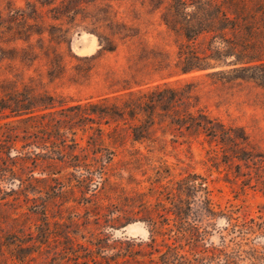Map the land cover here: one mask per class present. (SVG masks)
I'll list each match as a JSON object with an SVG mask.
<instances>
[{"label": "trees", "instance_id": "trees-1", "mask_svg": "<svg viewBox=\"0 0 264 264\" xmlns=\"http://www.w3.org/2000/svg\"><path fill=\"white\" fill-rule=\"evenodd\" d=\"M37 1L62 23L50 25L47 46L28 43L6 49L5 57L24 64L44 58L51 83L68 72L69 54L61 45L67 43L71 53V24L88 0ZM151 1L162 8L161 21L180 39L174 61L166 56L138 62L131 55L126 75L107 70V92L96 99L74 100L63 92L38 90V78L32 75L14 72L0 80V264H29L35 254L62 240L75 245L65 250L70 264H147L144 256L158 250L154 245L147 244L153 250L148 251L140 242L114 237L110 230L142 221L153 243L166 235L162 240L172 238L168 247L177 254L179 240L190 243L208 234L197 223L202 221L200 212L208 219L218 215L229 222L255 221L240 219L232 209L216 211L207 177L196 171L176 176L164 156L169 142L187 143L190 149L202 136L200 142L211 146L213 164H224L234 179H241V192L253 188L264 194V147L243 125L227 123L200 105L197 80L177 85L168 80L204 70L222 84L252 83L260 89L264 109V0ZM105 5H98L95 31L100 53L115 50L117 37L137 35L135 27L117 18L111 3ZM8 17L6 32L19 38L28 40L33 32H42L34 29L39 24L34 9L26 17L34 22L28 21L25 32L13 28V13ZM94 58L86 56L83 65L73 66L70 84L89 80ZM154 73L164 81L149 85ZM119 149L130 155L132 168L146 164L154 171L149 185H124L123 176L113 171ZM27 221L39 223L32 227ZM86 232L90 245L77 241Z\"/></svg>", "mask_w": 264, "mask_h": 264}, {"label": "rangeland", "instance_id": "rangeland-1", "mask_svg": "<svg viewBox=\"0 0 264 264\" xmlns=\"http://www.w3.org/2000/svg\"><path fill=\"white\" fill-rule=\"evenodd\" d=\"M57 1L59 2V0ZM107 3H111L118 10L117 18H122L129 25L135 27L137 35L133 38L117 37L115 50L100 53V42L95 32L98 29V13L101 15L98 5L106 6ZM82 7L70 29L71 53L81 59L70 55L67 43H62L61 50L64 54H69L66 56L68 72L63 79L50 83L45 75L44 58H36L33 62L26 60V64L30 63V66H26L19 58L15 60L6 58L5 50L24 47L28 43L35 46L43 43L47 46L50 25H59L61 21L53 19L47 13L48 6L40 5L37 0H0V80L12 77L14 72L24 75L26 78L28 75H32L38 78L34 82L38 90L63 92L74 100L96 99L107 92L104 82L107 70L112 69L119 75H126L128 59L132 58L131 55L135 56V59L139 60L138 62H146L151 59L161 61L163 58L166 59V56L172 61L177 59V42L180 39L163 24L161 21L162 8L156 7L151 0H88ZM33 9L36 10L38 15L36 19L39 23L34 25V29L42 31L41 33L33 32L28 40H24L17 37L13 31L6 32L8 16L12 13L17 17L13 28L25 32L28 21L34 22L33 19L26 20ZM63 25L69 26L66 22H63ZM91 55L95 56L93 59L95 66L89 80L82 84H70L68 77L69 73L74 70L73 66L83 65L86 62L83 58ZM8 64H12L13 68L8 67ZM205 72L204 70H195L173 76L168 80L174 85L189 79L197 80L200 105L204 106L211 115L218 116L227 123L243 125L251 138L264 147V109L261 107L262 99L258 93L260 89L253 86L252 83L236 86L215 82L211 77L205 76ZM163 81L157 73H154L149 85ZM202 138L201 136L200 140H194L190 149L187 143H177L176 145L168 143L164 158L172 166L174 175L180 176L186 171L199 172L207 177L216 211L232 209L240 219L254 218L255 221H249L247 224L244 221L229 222L218 215L208 219L203 212H200L202 221H197V223L202 229L207 230L208 234L202 239L190 243L184 239L179 240L176 242L180 243L177 254L168 247L174 242L172 238L162 240L167 237L166 235L157 237L156 242L153 243L150 239L149 229L142 221L129 223L119 229L110 230V232L114 237L140 242L145 245L148 251L153 250H150L151 248L147 244L154 245L158 250L144 256L147 264H264V194L253 188H247L245 193L241 192L239 185L241 179H234L231 170L224 164L221 163L219 167L213 164L208 153L211 146L205 141L201 143ZM129 158L130 155L126 151L119 149L114 158V173L123 176L120 180L127 187L137 185L138 181H140L139 187L149 185L147 179L154 178V171L149 169L146 164L139 169L132 168V164L127 163ZM248 172L253 174L251 168ZM129 174H132L130 180L128 179ZM252 183H255L254 179ZM196 206L197 204L194 207ZM30 219L33 220V217ZM27 222L32 227L36 225L35 223H39V221ZM91 226L95 227L94 224ZM84 235L83 238L78 237L77 241L90 245L87 240L91 238V235L87 232ZM71 243L62 240L51 244L40 253L35 254L29 264H70L72 262L71 255L65 253V250L72 251L71 249L75 245L72 243L71 247ZM135 247L137 246L135 245ZM83 250L80 248V253L84 254ZM108 252L111 253L112 250ZM91 255L97 256L98 263V253L94 252ZM89 264L96 263L89 261Z\"/></svg>", "mask_w": 264, "mask_h": 264}]
</instances>
